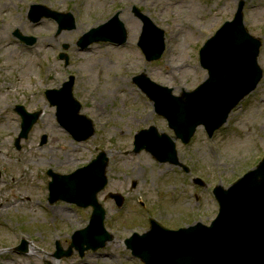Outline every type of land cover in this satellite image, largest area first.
Returning a JSON list of instances; mask_svg holds the SVG:
<instances>
[{"label":"rangeland","instance_id":"374dc122","mask_svg":"<svg viewBox=\"0 0 264 264\" xmlns=\"http://www.w3.org/2000/svg\"><path fill=\"white\" fill-rule=\"evenodd\" d=\"M239 1L245 4V28L262 42L258 64L263 78L256 91L230 113L211 140L200 128L188 145L175 142L178 159L189 174L158 163L144 151L134 154L133 134L150 126L168 136L173 132L132 77L145 73L175 95L199 86L207 73L199 65L198 51L225 21L232 20ZM35 4L70 13L75 29L59 34L49 19L33 22L30 13ZM135 10L148 14L164 31L165 53L156 62H147L136 45L141 23ZM40 14L39 9L35 17ZM116 14L127 30V43L119 47L96 43L79 52V39L96 22L106 23ZM179 19L192 22L206 35L189 27L185 32ZM175 23L179 29H174ZM16 34L34 37V48L25 46ZM64 45L67 65L58 57ZM70 75L75 77L73 97L81 104L80 113L95 126L94 136L81 143L58 126L55 108L45 97V90L57 89ZM16 105L29 112L44 111L28 139L20 141V150L14 146L21 123ZM42 134L48 136L43 146ZM0 151V264H141L125 249L124 239L133 231H148L142 214L166 227L208 225L218 210L211 190L218 185L227 188L264 156V0H0ZM99 152L106 154L109 166L108 185L98 201L108 212L104 225L113 240L82 257L71 247L70 257L57 260L56 243L59 251L68 253L72 234L86 227L92 210L61 201L49 204L46 172L69 174ZM18 177L22 182L13 184ZM194 177L204 185H195ZM109 192L127 195L123 215L107 200ZM63 211L68 220L53 213ZM23 239L27 252L18 254L13 249Z\"/></svg>","mask_w":264,"mask_h":264},{"label":"water","instance_id":"95a60500","mask_svg":"<svg viewBox=\"0 0 264 264\" xmlns=\"http://www.w3.org/2000/svg\"><path fill=\"white\" fill-rule=\"evenodd\" d=\"M35 9L41 11L37 21L42 16L52 18L60 25L59 31L74 27L70 15L64 16L40 6L33 7ZM142 21L144 31L138 46L147 60H157L164 48L162 32L148 19L142 18ZM152 32L159 36L150 42L146 33ZM99 41L123 44L126 33L122 23L113 19L91 31L78 42V46L84 49ZM25 43L32 44V40L26 39ZM259 47V41L245 32L239 11L234 21L226 23L200 51V63L208 71V79L194 92L177 98L172 97L171 90L166 88L154 84L148 87L143 75L134 80L149 94L156 113L167 119L177 139L186 144L199 125L212 134L226 121L236 104L255 88L261 78L257 66ZM71 84L56 92L58 100L49 99L58 106L59 122L73 135L85 131L83 137H78V140H84L92 135L93 130L89 121L77 116L80 106L72 99ZM33 121H24L22 136ZM81 124L85 125L84 128H79ZM135 146L136 152L145 149L159 161L178 164L174 144L165 135L158 136L154 128L141 132L136 137ZM105 166L103 157H99L72 176L50 173L53 177L51 196L55 188L64 184L67 191L63 199L83 207L91 205L94 209L90 226L77 234L80 244H74L81 253L82 244L88 249H96L109 238L103 229L104 212L95 200L96 193L105 185ZM84 195V198L79 197ZM214 195L220 210L210 227L198 224L170 232L153 222L148 234L129 243L135 255L145 264H264V160L228 190L216 188ZM71 247L68 253L59 251L56 258L70 256Z\"/></svg>","mask_w":264,"mask_h":264},{"label":"bare ground","instance_id":"6f19581e","mask_svg":"<svg viewBox=\"0 0 264 264\" xmlns=\"http://www.w3.org/2000/svg\"><path fill=\"white\" fill-rule=\"evenodd\" d=\"M174 16V15H173ZM175 17H176V15H175ZM176 19H178L177 17H176ZM173 20V19H172ZM180 20V22L182 23L181 25H182V29L183 30H185V32H186V29H187V27H189L190 29H197L198 28V26L197 25H193V23L192 22H185V21H183V20H181V19H179ZM125 21L127 22V23H130L132 20L130 19V17H127L126 19H125ZM99 24V22H96L95 24H94V26L95 25H98ZM173 27H174V29L176 30V29H179V27H178V25L175 23L174 25H173ZM79 31H81V29H78ZM184 32V33H185ZM45 41H47V40H44V42ZM8 52H10V53H12V51H14V50H7ZM27 53H31L32 51L29 49V50H25ZM99 107V106H98ZM2 156H3V154H2V152L0 151V159L2 158ZM54 214H56V215H59L60 214V216H61V218H65V219H69V215H67V214H65V211H63V212H58V213H56V212H53Z\"/></svg>","mask_w":264,"mask_h":264}]
</instances>
